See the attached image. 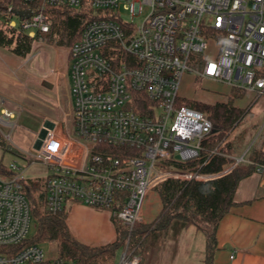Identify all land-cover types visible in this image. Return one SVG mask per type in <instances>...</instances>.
<instances>
[{
  "label": "built area",
  "instance_id": "2783aa9c",
  "mask_svg": "<svg viewBox=\"0 0 264 264\" xmlns=\"http://www.w3.org/2000/svg\"><path fill=\"white\" fill-rule=\"evenodd\" d=\"M18 1L32 8L8 7L6 24L33 39L51 31L52 10L90 16L69 53L71 126L64 135L46 131L31 159L54 172L44 181L50 214L78 201L110 211L132 230L161 183L206 182L240 163L252 164L233 158V165L214 175L175 167V161L197 160L204 141L217 133L205 112L180 103L179 89L188 72L233 92L264 95V0ZM145 11L136 24L133 18ZM17 117L0 103V129H15ZM8 170V176L0 173V264H81L48 259L42 245L29 243L34 220L27 180L16 164ZM257 172L264 178L263 165ZM140 263L127 244L118 264Z\"/></svg>",
  "mask_w": 264,
  "mask_h": 264
},
{
  "label": "trees",
  "instance_id": "16d2710c",
  "mask_svg": "<svg viewBox=\"0 0 264 264\" xmlns=\"http://www.w3.org/2000/svg\"><path fill=\"white\" fill-rule=\"evenodd\" d=\"M8 7L15 10L32 7L18 0H0V48L9 49L19 58L27 57L33 50L34 41L43 37L59 46H72L80 38L83 26L90 18L86 12L70 9L52 10L51 31L47 34H38L33 39L20 28H10L6 24ZM238 95L240 93L236 96ZM180 103L188 105L183 101ZM190 106L205 112L216 126L217 133L204 141V150L197 160L188 163L175 161V167L179 171L200 170L206 175L219 174L235 163L232 156L241 151V144H238L240 139L235 141L228 139L249 111L237 107L232 100L218 102L215 105L192 103ZM137 110L143 112L144 109L139 105ZM1 140L0 135V143ZM213 151L216 152L212 153ZM246 159L252 164L240 163L229 173L206 182L167 180L161 183L154 189L161 203L159 216L151 223H138L132 230L113 217L117 238L113 243L101 247L87 246L73 237L67 224L66 211L58 215L48 212L44 182H27L33 220L37 225L36 234L29 243L40 245L54 243L59 257L81 264H115L118 252L127 247L129 238V247L137 255L139 246L155 230L167 231L173 224H177L180 231L191 226L201 230V224H207L211 226V232H206L204 262L213 264L217 226L236 205L234 198L239 183L257 172L259 165L264 166V151L251 148ZM0 173L4 176L11 174L2 162Z\"/></svg>",
  "mask_w": 264,
  "mask_h": 264
},
{
  "label": "rangeland",
  "instance_id": "374dc122",
  "mask_svg": "<svg viewBox=\"0 0 264 264\" xmlns=\"http://www.w3.org/2000/svg\"><path fill=\"white\" fill-rule=\"evenodd\" d=\"M145 16L146 11L133 20L141 24ZM124 19L129 21L131 17L126 14ZM70 48L49 42L44 37L34 41L32 52L25 58L14 56L7 48H0V103L18 115L15 129H0V162L7 167L16 164L24 172L27 182L41 183L54 173L43 161L32 162L31 159L38 153L40 140L46 131L56 130L59 135H64L73 120ZM212 52L214 48L211 47L208 56ZM237 94L227 85L200 81L188 72L184 74L179 89V96L188 106L192 103L215 105L232 100L235 105L240 103L245 110H252L228 139H240L238 144L242 145L253 135L256 123L264 124V95ZM153 193L147 215H144L146 206L143 208L142 224L153 222L161 212L158 195L154 190ZM107 212L113 219V214ZM200 227L201 230L191 226L180 231L179 226L173 224L167 231L158 229L150 233L137 250L140 264H204V233L211 232V226L201 224ZM36 231L37 225L33 221L29 240ZM42 246L48 259L59 256L54 243ZM122 252H118L115 264L119 263Z\"/></svg>",
  "mask_w": 264,
  "mask_h": 264
},
{
  "label": "crops",
  "instance_id": "0c3cea01",
  "mask_svg": "<svg viewBox=\"0 0 264 264\" xmlns=\"http://www.w3.org/2000/svg\"><path fill=\"white\" fill-rule=\"evenodd\" d=\"M236 106L245 109L240 103ZM246 111L250 112V110ZM253 117L256 116L253 114ZM254 127L253 135L246 139L241 145V151L234 154L233 158H248L250 149L254 147L264 151V124L256 123ZM246 161L249 160L246 159ZM153 194L151 191L148 195L144 215L148 213L147 208ZM234 199L236 205L222 218L215 232L216 249L213 264H264L263 174L255 172L243 179L239 183ZM157 200L160 203L159 197ZM66 213L69 230L81 243L90 247H101L116 240V228L107 210L88 207L78 201H70ZM204 235L205 260L207 233L205 232Z\"/></svg>",
  "mask_w": 264,
  "mask_h": 264
},
{
  "label": "water",
  "instance_id": "95a60500",
  "mask_svg": "<svg viewBox=\"0 0 264 264\" xmlns=\"http://www.w3.org/2000/svg\"><path fill=\"white\" fill-rule=\"evenodd\" d=\"M15 14L22 17V18H29L31 16V12L30 11H15ZM217 131V130H216Z\"/></svg>",
  "mask_w": 264,
  "mask_h": 264
}]
</instances>
